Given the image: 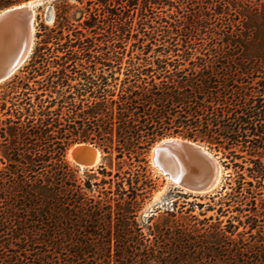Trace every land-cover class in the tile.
<instances>
[{
  "label": "trees",
  "instance_id": "trees-1",
  "mask_svg": "<svg viewBox=\"0 0 264 264\" xmlns=\"http://www.w3.org/2000/svg\"><path fill=\"white\" fill-rule=\"evenodd\" d=\"M90 1L105 6L103 14H90L92 21L84 22L92 36L63 22L37 33L43 44L57 41L63 54L53 62L56 70L43 79L47 85L40 83L46 88L36 94L35 103L24 93L23 108L13 102L0 127L5 141L0 238L19 245L14 262L264 264V207H253L251 199L260 192L251 188L252 180L237 163L241 169L228 183L239 213L233 219L182 224L167 211L148 233L136 220L156 188L148 152L167 135L207 143L228 157H243L238 151L256 156L246 170L261 185L264 0H177L187 13L176 25L168 20L155 25L147 18L150 4L160 0ZM114 1L115 10L108 6ZM139 1L140 9L132 12ZM157 34L166 41L179 39L183 52L171 55L177 48L168 47L153 60L130 61L124 77L117 74V53L75 65L81 59L77 49L87 50L95 39L117 46L140 35L157 39ZM43 58L39 52L34 63L47 65ZM82 142L107 154L116 152V169L100 165L80 175L66 150ZM218 211L226 212L222 207ZM32 252L36 257L28 260Z\"/></svg>",
  "mask_w": 264,
  "mask_h": 264
},
{
  "label": "rangeland",
  "instance_id": "rangeland-1",
  "mask_svg": "<svg viewBox=\"0 0 264 264\" xmlns=\"http://www.w3.org/2000/svg\"><path fill=\"white\" fill-rule=\"evenodd\" d=\"M27 1L29 0H0V11ZM171 1H175L174 5ZM159 2L161 3H151L150 5L153 6V10L147 11V18L150 19L155 25L166 24L165 20L169 21L168 25L170 23L176 25L178 24V21L183 19L182 14L187 13L185 11L186 8H183L182 4H180V6L177 5L180 3H177V0H160ZM116 4V1H114L113 5L108 6L115 10L117 7ZM141 5L142 2L139 1L137 8L132 10V12H137ZM104 7L105 6L95 4L90 0H49L35 7L34 41L31 52L26 61L15 71L14 74L0 82V127L5 124L6 118L9 117L8 110L13 102H16L17 107H21V109L23 108L24 102L22 101L25 98L24 93L29 92L32 102L35 103L36 94L42 93L44 88H46V86H43L40 83L47 85V80L43 79L46 78L51 72L56 70L57 65L53 62L57 60V56L63 54V49L59 48L60 46H58L56 43L57 41L52 40L43 44L41 42L42 35L40 34L38 37L37 33H42L44 28H47V30L56 28L58 25H60V23L63 22L82 30L83 32H86L88 36H92V32L83 28L84 22L85 20L90 22L92 21L90 14L97 13V16L103 14ZM65 33L66 31H64V34ZM140 36H138L137 39L131 37L124 43L118 44L117 46H106L102 39H95V44L90 46L87 50L83 47H79L77 49V56H80L81 59H77L75 65L78 68L80 62L85 61L86 59L97 58L96 60H102L104 57L114 58L112 56L117 53L121 60V73L117 74H119L120 77H124L123 72L130 61L138 64L143 62L146 58L148 60H153L154 56L160 55L163 51H165V49H168V47L177 48V51H173V49L169 51L171 55L174 53L181 54L183 52L182 42L179 39L166 41V39L161 38L160 35L157 34V39L142 40L139 39ZM171 42L175 44L177 43V45H172ZM38 48L41 49L38 51ZM39 52L44 55L45 59L49 60L47 65H44L45 63H41V61L34 63L36 60V54ZM112 62L114 63V60ZM43 65L45 66L44 68H42ZM25 84H28V88H26ZM47 88V92L52 90L50 87ZM168 137L185 138L181 135L164 136L154 142L148 152L147 159L149 167L152 171V177L156 182V188L151 193V196L146 199L141 210H139L137 213L136 220L142 226L144 232L148 233L149 226H152V224L158 219L166 217L167 211L175 214L174 218L179 219L180 222L182 221V224L185 221L191 224H199L200 221H203L206 224H211L217 221V217H219L220 220H223V222H225L228 218L233 219V216H236L239 213L237 210H235L237 204L228 194V192L231 190L228 183L230 181L233 183L235 171L241 169L239 166H236L235 163L244 167L243 171L246 174L245 177L247 180H252L253 182L251 188L257 192H260L258 194H252L251 199H253L255 203V205L253 204L252 206H257V209L260 210L262 207H264V176L260 179L261 185L258 186L256 180L247 175L248 171L246 170V167L253 166V162L250 160L251 158H256V156L252 157L249 156L247 152L238 151L237 154L243 155V157H237L239 155H232L228 157L223 149L218 150L215 147H210L207 143L195 141L203 145L210 152L217 156L221 163L220 165L222 172L218 186H216V188H214L212 191L201 194L191 193L185 191L169 179L165 178L162 172L152 162V149L154 145H156L160 140ZM4 142L5 141L3 137L0 136V155L2 154V143ZM82 143L86 144L85 148H97L100 152V160H98L97 164L82 167L80 164L76 163L77 161L75 158H72L69 155L70 149L77 143L71 145L66 150V159L72 165L79 167L80 175H83V170L90 168H94L96 170L100 165H103L107 169H116L118 162V159L116 158V152L107 154L93 144L86 142ZM79 153L83 152H81L79 149H76V155H78L80 158ZM85 155L89 156V154ZM261 156V160L264 163V154L262 153ZM0 166H2L1 163ZM97 175L102 176L100 173ZM224 201H228L230 205H226ZM220 207H222L223 210H226L224 214H221L218 211ZM152 216L153 219L150 218ZM241 219L244 220L245 217H241ZM234 222L238 223L236 220ZM240 230H243V226H240ZM2 244H5L6 247H2ZM19 252L20 247L19 245H16L15 241H12L11 239L8 240L7 238H0V264H16L14 262V258L15 255L19 254ZM27 256L30 258L28 260H32L34 257H36V254L35 252H32V254H28ZM37 262L42 261L39 260Z\"/></svg>",
  "mask_w": 264,
  "mask_h": 264
},
{
  "label": "water",
  "instance_id": "water-1",
  "mask_svg": "<svg viewBox=\"0 0 264 264\" xmlns=\"http://www.w3.org/2000/svg\"><path fill=\"white\" fill-rule=\"evenodd\" d=\"M47 1L37 0L32 5L24 4L0 12V43L11 41L14 32L22 33L20 43L0 51V82L15 73L14 68L30 41L34 7ZM79 156L87 163L86 166H91V155L79 153ZM215 157L203 145L186 138L168 137L160 140L152 149V162L165 178L170 176L174 184L191 193H208L215 188V166L218 164Z\"/></svg>",
  "mask_w": 264,
  "mask_h": 264
},
{
  "label": "bare ground",
  "instance_id": "bare-ground-1",
  "mask_svg": "<svg viewBox=\"0 0 264 264\" xmlns=\"http://www.w3.org/2000/svg\"><path fill=\"white\" fill-rule=\"evenodd\" d=\"M35 1H37V0H29L27 2L8 7V9H10V8H18V7H20V6L24 5V4L25 5H27V4L28 5H32V3L35 2ZM35 7H34V17H35ZM4 10H2V11H4ZM2 11H0V12H2ZM34 22H35V18H34ZM34 22L32 24V28H31V36H30L29 44L26 47L24 55L21 57L19 63L17 64L18 66H21L25 62V60L27 59V57L29 56V54L31 52V49H32V46H33V41H34V29H35ZM20 41H22V33H21V31L14 32L13 38H12L11 41H6L5 43H2V42L0 43V51L3 48H6V47L9 48L10 45H11V47H12V45L15 46L16 44H18V42L20 43ZM17 65L14 68V72L18 69ZM164 140L165 139H163V141ZM85 145H86L85 143H77V144H75L74 147H72L70 149L69 155L72 158H75V160L77 161L76 163L80 164L82 167L86 166L87 163L83 159L79 158L78 155H76V149H79L81 152H83V153H85L87 155L89 154V155L92 156V161L90 162V165L97 164L98 160H100L99 159V155H100L99 150L97 148H95V147H92V149L85 148ZM216 161H217L218 164L215 166V170H216V173L214 175V187L215 188H216V186H218V184L220 182L221 172H222L221 165L218 162L217 158H216ZM167 179H169L171 181L170 176H167ZM184 190L187 191L186 189H184ZM197 194H201V193H197Z\"/></svg>",
  "mask_w": 264,
  "mask_h": 264
}]
</instances>
